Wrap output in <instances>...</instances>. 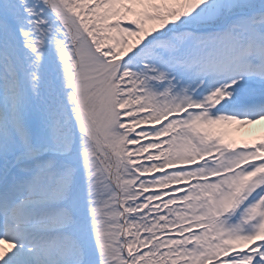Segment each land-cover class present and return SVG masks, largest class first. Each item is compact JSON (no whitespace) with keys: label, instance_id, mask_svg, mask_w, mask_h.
Here are the masks:
<instances>
[{"label":"snow or ice","instance_id":"1","mask_svg":"<svg viewBox=\"0 0 264 264\" xmlns=\"http://www.w3.org/2000/svg\"><path fill=\"white\" fill-rule=\"evenodd\" d=\"M0 264H264V0H0Z\"/></svg>","mask_w":264,"mask_h":264}]
</instances>
